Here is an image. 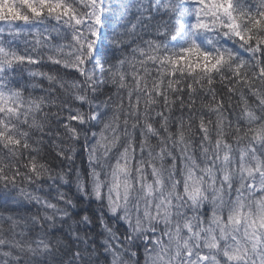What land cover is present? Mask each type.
I'll use <instances>...</instances> for the list:
<instances>
[{
  "label": "clouds",
  "instance_id": "clouds-1",
  "mask_svg": "<svg viewBox=\"0 0 264 264\" xmlns=\"http://www.w3.org/2000/svg\"><path fill=\"white\" fill-rule=\"evenodd\" d=\"M0 264H264V0H0Z\"/></svg>",
  "mask_w": 264,
  "mask_h": 264
}]
</instances>
